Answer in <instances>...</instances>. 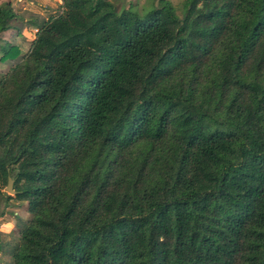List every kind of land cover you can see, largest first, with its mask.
<instances>
[{
  "label": "trees",
  "instance_id": "obj_1",
  "mask_svg": "<svg viewBox=\"0 0 264 264\" xmlns=\"http://www.w3.org/2000/svg\"><path fill=\"white\" fill-rule=\"evenodd\" d=\"M151 4L0 0L11 264H264V0Z\"/></svg>",
  "mask_w": 264,
  "mask_h": 264
},
{
  "label": "crops",
  "instance_id": "obj_2",
  "mask_svg": "<svg viewBox=\"0 0 264 264\" xmlns=\"http://www.w3.org/2000/svg\"><path fill=\"white\" fill-rule=\"evenodd\" d=\"M20 1V0H18ZM43 2L39 8L33 9L30 3L24 5V9H31L33 17L39 22L54 15L59 9L62 10V0H49ZM31 7V8H29ZM59 13V11H58ZM35 27V26H34ZM29 213L25 204L15 198V194L6 192L5 188L0 191V264H11V250L19 240V226L22 221L29 219Z\"/></svg>",
  "mask_w": 264,
  "mask_h": 264
},
{
  "label": "rangeland",
  "instance_id": "obj_3",
  "mask_svg": "<svg viewBox=\"0 0 264 264\" xmlns=\"http://www.w3.org/2000/svg\"><path fill=\"white\" fill-rule=\"evenodd\" d=\"M10 1L14 9L18 11L20 15V19L23 21V22H18V25L22 27V32L18 34L17 30L13 28L5 32L2 35V37L4 40L17 45V47L19 48L20 56H21L28 50L30 40L32 39L33 33H35L34 26L29 21L31 19H36L35 17H33L31 12H28V11H31V9H24L25 7L24 5H26V3L29 2L30 6H32V8L35 9V8H39L40 4H43V2L50 3L51 1L49 0H20V1L10 0ZM170 1L173 3L174 6L177 7L178 13H180L183 0H170ZM118 2L124 5H128L129 2H135V5H136L135 7H137V9L139 10H142L143 8H146L147 10L152 6L151 0H118ZM58 11L60 10L57 9V11L53 14H58ZM0 56H1V52H0ZM14 62L15 60L13 58H9L4 62L0 59V77L2 76L3 70H6Z\"/></svg>",
  "mask_w": 264,
  "mask_h": 264
},
{
  "label": "water",
  "instance_id": "obj_4",
  "mask_svg": "<svg viewBox=\"0 0 264 264\" xmlns=\"http://www.w3.org/2000/svg\"><path fill=\"white\" fill-rule=\"evenodd\" d=\"M14 180L12 177H8L7 185L5 187L6 192H9L11 194H15V190L13 188Z\"/></svg>",
  "mask_w": 264,
  "mask_h": 264
},
{
  "label": "built area",
  "instance_id": "obj_5",
  "mask_svg": "<svg viewBox=\"0 0 264 264\" xmlns=\"http://www.w3.org/2000/svg\"><path fill=\"white\" fill-rule=\"evenodd\" d=\"M61 11H62V10H61ZM61 11H59V12H61ZM37 30H38L37 27H34V31L37 32Z\"/></svg>",
  "mask_w": 264,
  "mask_h": 264
}]
</instances>
